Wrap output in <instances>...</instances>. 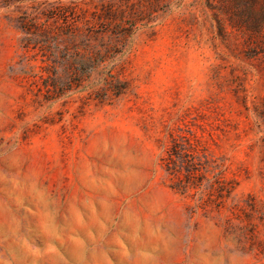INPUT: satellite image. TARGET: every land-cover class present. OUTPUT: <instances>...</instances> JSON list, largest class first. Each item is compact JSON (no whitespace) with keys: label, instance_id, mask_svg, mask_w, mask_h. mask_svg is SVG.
Returning a JSON list of instances; mask_svg holds the SVG:
<instances>
[{"label":"rangeland","instance_id":"rangeland-1","mask_svg":"<svg viewBox=\"0 0 264 264\" xmlns=\"http://www.w3.org/2000/svg\"><path fill=\"white\" fill-rule=\"evenodd\" d=\"M79 17L107 27V64L128 82L83 109L65 76L60 96L44 98L47 63L22 46L35 36L27 25L57 31ZM9 131L69 196L96 136L127 137L154 159L153 187L194 221L222 217L264 259V0H0V135Z\"/></svg>","mask_w":264,"mask_h":264},{"label":"clouds","instance_id":"clouds-1","mask_svg":"<svg viewBox=\"0 0 264 264\" xmlns=\"http://www.w3.org/2000/svg\"><path fill=\"white\" fill-rule=\"evenodd\" d=\"M18 144L0 135V264H264L222 217L194 221L153 187L154 159L125 136H96L70 196Z\"/></svg>","mask_w":264,"mask_h":264},{"label":"trees","instance_id":"trees-1","mask_svg":"<svg viewBox=\"0 0 264 264\" xmlns=\"http://www.w3.org/2000/svg\"><path fill=\"white\" fill-rule=\"evenodd\" d=\"M81 18L66 21L57 31L49 27H24L26 33L34 37L28 38L23 47L35 50L46 62L45 75L42 74V92L47 100L57 99L64 83L60 78L69 79L70 89L77 88L81 93L80 107L91 103H105L118 97L127 90L128 82L121 77L122 64H107V27L90 25L89 21L80 23ZM64 42V43H62ZM58 66H61L59 69ZM52 68V69H51Z\"/></svg>","mask_w":264,"mask_h":264}]
</instances>
